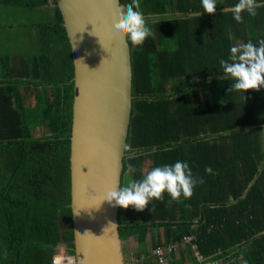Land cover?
<instances>
[{
    "label": "trees",
    "instance_id": "obj_1",
    "mask_svg": "<svg viewBox=\"0 0 264 264\" xmlns=\"http://www.w3.org/2000/svg\"><path fill=\"white\" fill-rule=\"evenodd\" d=\"M5 2L14 20L0 27L25 26L29 35L25 56L12 43L20 39L12 50L0 41V264H53L59 254L75 255L73 54L56 0L0 7ZM139 3L153 35L142 47L130 43L134 98L122 187L176 161L205 183L171 205L164 193L142 211L120 207L121 238L139 246L133 264H158L151 249L181 246L190 236L171 264H199L194 246L206 262L264 264V88L228 91L234 81L219 64L232 46L258 47L264 7L237 23L231 9L238 0H216L212 14L201 0ZM38 14L47 16L31 18Z\"/></svg>",
    "mask_w": 264,
    "mask_h": 264
},
{
    "label": "water",
    "instance_id": "obj_2",
    "mask_svg": "<svg viewBox=\"0 0 264 264\" xmlns=\"http://www.w3.org/2000/svg\"><path fill=\"white\" fill-rule=\"evenodd\" d=\"M74 61L71 210L78 264H133L120 234L119 206L133 106L131 45L112 29L120 0H56ZM103 61V62H102Z\"/></svg>",
    "mask_w": 264,
    "mask_h": 264
},
{
    "label": "clouds",
    "instance_id": "obj_3",
    "mask_svg": "<svg viewBox=\"0 0 264 264\" xmlns=\"http://www.w3.org/2000/svg\"><path fill=\"white\" fill-rule=\"evenodd\" d=\"M205 12L212 14L216 10V0H201ZM264 4L257 0H238L233 8V19L243 23V12L250 16L257 15V9ZM139 0L120 6L117 9V18L112 23L113 31L121 38L127 37L133 47L143 46L146 39L153 35L147 25L146 17L139 10ZM103 62V61H102ZM224 77L231 79L228 91L236 90L245 93L247 90L264 88V39L258 41V47L251 41L230 48L227 60L219 61ZM135 168L129 166V173H134ZM207 174H214L213 169L205 168ZM205 183L203 177H194L187 162L176 161L172 165H163L152 168L141 180L130 181L125 187H113L108 190L103 198L114 207L127 209L132 206L137 211L144 210L155 199L162 201L164 193L170 197L168 204L174 201L190 199L194 188ZM152 208L150 211L152 212ZM64 257H57L56 264H62ZM69 264H75L71 257L67 258Z\"/></svg>",
    "mask_w": 264,
    "mask_h": 264
},
{
    "label": "rangeland",
    "instance_id": "obj_4",
    "mask_svg": "<svg viewBox=\"0 0 264 264\" xmlns=\"http://www.w3.org/2000/svg\"><path fill=\"white\" fill-rule=\"evenodd\" d=\"M23 16V14H22ZM44 16V15H43ZM47 15H45L44 17H42V14H38L37 17H39L40 19H38L35 15H32L31 18L35 19V20H42L45 19ZM20 20L17 19L18 22H21L22 24H24V21L19 18ZM14 20V18H13ZM44 21V20H43ZM29 30H27V28L24 26H19V28H7V29H3L0 28V41L4 42L5 44H7L6 46V50L7 49H16V46H9V44L12 43H17L21 48H22V55L25 56L26 51L28 50V41H27V36L29 35ZM26 38V42L22 39ZM17 39H20V41L18 42H12V41H16ZM12 42V43H10ZM20 42V43H19ZM25 42V43H24ZM43 130L46 131L45 128H36L34 130L35 135H39ZM123 246H124V250L126 253V258L129 261L131 259V254L130 252L133 254L134 257V261H136V257L134 256V254H136L139 251V246L137 245L135 240L130 239L129 241H123ZM153 250V249H151ZM130 251V252H129Z\"/></svg>",
    "mask_w": 264,
    "mask_h": 264
},
{
    "label": "built area",
    "instance_id": "obj_5",
    "mask_svg": "<svg viewBox=\"0 0 264 264\" xmlns=\"http://www.w3.org/2000/svg\"><path fill=\"white\" fill-rule=\"evenodd\" d=\"M193 241V236L186 237L184 238V244L181 246H186V243H191ZM178 244H172L169 245L166 248H156L152 250L153 256L156 257L158 264H171L170 258L173 255L174 252H177V250L181 247ZM194 249L196 250L195 252V257L197 258V261L199 264H223L220 261L217 262H206L205 257L202 256V254L197 250V247L194 246ZM64 257L62 264H69V261L67 258L71 257L75 260V264H78L76 256L75 255H67V254H59L55 256L53 260V264H56V258L57 257Z\"/></svg>",
    "mask_w": 264,
    "mask_h": 264
},
{
    "label": "crops",
    "instance_id": "obj_6",
    "mask_svg": "<svg viewBox=\"0 0 264 264\" xmlns=\"http://www.w3.org/2000/svg\"><path fill=\"white\" fill-rule=\"evenodd\" d=\"M7 1V0H6ZM2 2H4V0H0V4H2ZM5 4H7V5H1V7H0V23L1 22H6L8 19L9 20H13V18H14V16H13V14H12V11H11V9L13 8L12 7V4H8V2H5ZM52 5L53 4H50V6L52 7ZM1 28V27H0ZM185 249L186 247L185 246H182V247H180L178 250H177V254L179 253V251L181 250V249ZM130 252V251H129ZM130 254L131 255H133L131 252H130ZM180 254V253H179ZM179 254H178V256H177V260H180V257H179ZM130 255V256H131ZM135 255V254H134ZM188 261V260H187ZM186 262V261H185Z\"/></svg>",
    "mask_w": 264,
    "mask_h": 264
}]
</instances>
